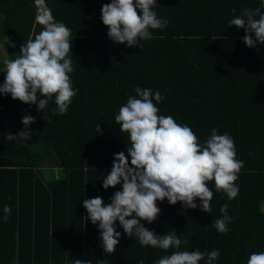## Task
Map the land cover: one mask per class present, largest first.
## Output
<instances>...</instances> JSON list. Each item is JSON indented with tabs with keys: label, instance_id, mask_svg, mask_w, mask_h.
Segmentation results:
<instances>
[{
	"label": "trees",
	"instance_id": "obj_1",
	"mask_svg": "<svg viewBox=\"0 0 264 264\" xmlns=\"http://www.w3.org/2000/svg\"><path fill=\"white\" fill-rule=\"evenodd\" d=\"M45 2L55 21L71 30L74 70L69 75L76 95L63 115H52L53 97L43 117L35 105L0 94V264H74L75 259L155 264L174 251L142 247L117 221L119 243L105 254L98 224L85 218V199L99 196L108 204L121 190V185L105 190L102 184L115 154H127L130 146L115 116L136 87L158 90L163 97L156 104L158 115L189 126L200 143L213 128L229 134L244 165L234 199L209 181L210 213L200 211L199 200L196 209H187L165 199L157 201L161 212L153 223L141 221L144 227L157 235L174 230L188 240L181 251L218 249L214 264H247L251 253L264 252V44L249 48L244 29L229 27L232 9L238 15L264 0H156L153 10L168 24L150 30L153 38L139 41L140 48L108 38L101 8L111 0ZM35 14L34 0H0V47L6 53L0 58V85L5 61L15 59L24 42L43 29ZM4 36L15 47H8ZM25 115L34 117L27 129L31 139L9 141L7 134L24 128ZM98 124L102 134L95 131ZM225 204L231 222L221 234L214 222ZM5 205L11 209L7 221Z\"/></svg>",
	"mask_w": 264,
	"mask_h": 264
},
{
	"label": "clouds",
	"instance_id": "obj_2",
	"mask_svg": "<svg viewBox=\"0 0 264 264\" xmlns=\"http://www.w3.org/2000/svg\"><path fill=\"white\" fill-rule=\"evenodd\" d=\"M34 5L35 21L43 29L34 39L24 42L19 54L13 55L15 59L5 61L0 94H10L14 101L35 105L43 117L54 97L56 108L52 115H63L76 95L69 75L74 70L72 55H69L72 33L64 23L55 21L45 0H34ZM156 5V0H111L103 5L101 21L108 28V38L115 44L140 48L139 41L153 38L150 30L167 27L168 20L159 18L153 10ZM261 7L243 8L238 15L236 9H232L229 27L244 29L243 43L249 48L264 44ZM3 39L8 47H15L10 38L4 36ZM134 91L135 95L128 98L115 116L120 131L128 133L130 146L127 154L124 151L115 154L111 171L102 184L105 190L117 185H121V190L113 193L108 204L99 196L85 199V218L93 225L98 224L105 254L111 255L119 243L121 233L114 226L118 221L124 233L135 237L142 247L174 249L155 264H199L202 260L205 264H214L220 255L218 249L181 251V246L188 244L187 239L178 238L174 230L157 235L141 221L153 223L161 212L157 201L165 199L170 205L180 202L187 209H196L195 201L199 200L200 211L210 213L213 191L208 186L209 181H214L216 190L223 191L229 200L234 199L239 191L235 182L244 166L243 161L236 158L234 140L213 128L204 143H200L189 126L178 124L170 115H158L156 104L163 99L158 90L136 87ZM21 122L24 128L17 135L7 134L9 141L31 139L27 129L35 122L34 117L25 115ZM95 131L102 134L100 124ZM227 208V204L220 208L223 215L214 222L221 234L228 231L227 225L231 222ZM3 211V219L7 221L11 209L5 205ZM74 264L91 262L75 259ZM139 264H144V260ZM247 264H264V252L251 253Z\"/></svg>",
	"mask_w": 264,
	"mask_h": 264
},
{
	"label": "rangeland",
	"instance_id": "obj_3",
	"mask_svg": "<svg viewBox=\"0 0 264 264\" xmlns=\"http://www.w3.org/2000/svg\"><path fill=\"white\" fill-rule=\"evenodd\" d=\"M5 54H6V53H5V51L3 50V48L0 47V58H4V57H6ZM53 172H54V171H51V170H49V169L46 170V174H47L48 177L52 176ZM59 173H60V172H59Z\"/></svg>",
	"mask_w": 264,
	"mask_h": 264
},
{
	"label": "crops",
	"instance_id": "obj_4",
	"mask_svg": "<svg viewBox=\"0 0 264 264\" xmlns=\"http://www.w3.org/2000/svg\"><path fill=\"white\" fill-rule=\"evenodd\" d=\"M1 46V45H0Z\"/></svg>",
	"mask_w": 264,
	"mask_h": 264
}]
</instances>
